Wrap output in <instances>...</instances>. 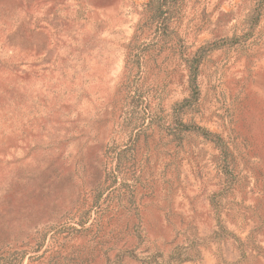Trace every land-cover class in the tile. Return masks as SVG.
<instances>
[{
	"label": "rangeland",
	"instance_id": "374dc122",
	"mask_svg": "<svg viewBox=\"0 0 264 264\" xmlns=\"http://www.w3.org/2000/svg\"><path fill=\"white\" fill-rule=\"evenodd\" d=\"M148 1L0 0V264H264V0Z\"/></svg>",
	"mask_w": 264,
	"mask_h": 264
},
{
	"label": "trees",
	"instance_id": "16d2710c",
	"mask_svg": "<svg viewBox=\"0 0 264 264\" xmlns=\"http://www.w3.org/2000/svg\"><path fill=\"white\" fill-rule=\"evenodd\" d=\"M262 0L258 2L256 14L262 4ZM184 0H149L144 10L139 14L141 19L136 25L135 32L131 42L127 46V63L132 69H140L150 64L149 57L152 53L161 54L167 49L169 38L173 29L171 24L177 18L183 7ZM257 20V15L254 17ZM256 25V21L253 22ZM148 39L152 43L149 50H145L141 41ZM188 71L195 70L196 61L187 62ZM139 95L141 88H131L132 92ZM194 93V92H193Z\"/></svg>",
	"mask_w": 264,
	"mask_h": 264
}]
</instances>
